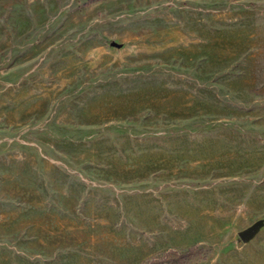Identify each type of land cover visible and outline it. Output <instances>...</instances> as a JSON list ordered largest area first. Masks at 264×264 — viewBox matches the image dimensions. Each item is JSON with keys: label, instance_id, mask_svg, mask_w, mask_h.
<instances>
[{"label": "rangeland", "instance_id": "1", "mask_svg": "<svg viewBox=\"0 0 264 264\" xmlns=\"http://www.w3.org/2000/svg\"><path fill=\"white\" fill-rule=\"evenodd\" d=\"M252 227L264 0H0V264H236Z\"/></svg>", "mask_w": 264, "mask_h": 264}, {"label": "crops", "instance_id": "2", "mask_svg": "<svg viewBox=\"0 0 264 264\" xmlns=\"http://www.w3.org/2000/svg\"><path fill=\"white\" fill-rule=\"evenodd\" d=\"M257 234L248 242H243L242 245L237 247L236 264H264V257L258 255L257 252L263 250V246H256L253 242L255 241Z\"/></svg>", "mask_w": 264, "mask_h": 264}, {"label": "trees", "instance_id": "3", "mask_svg": "<svg viewBox=\"0 0 264 264\" xmlns=\"http://www.w3.org/2000/svg\"><path fill=\"white\" fill-rule=\"evenodd\" d=\"M195 248H189L181 251H168L157 256L151 257L143 264H187L192 259Z\"/></svg>", "mask_w": 264, "mask_h": 264}, {"label": "water", "instance_id": "4", "mask_svg": "<svg viewBox=\"0 0 264 264\" xmlns=\"http://www.w3.org/2000/svg\"><path fill=\"white\" fill-rule=\"evenodd\" d=\"M256 231V227H252L249 230L240 233V237L243 242H248L256 235Z\"/></svg>", "mask_w": 264, "mask_h": 264}]
</instances>
